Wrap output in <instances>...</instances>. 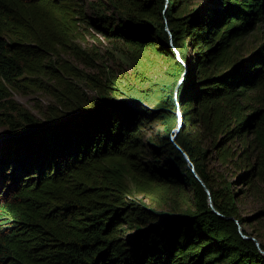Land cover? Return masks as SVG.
<instances>
[{
    "label": "trees",
    "instance_id": "obj_1",
    "mask_svg": "<svg viewBox=\"0 0 264 264\" xmlns=\"http://www.w3.org/2000/svg\"><path fill=\"white\" fill-rule=\"evenodd\" d=\"M91 5L94 17L80 0H0V264H264L233 188L264 201V39L239 46L264 0ZM83 23L133 50L131 68L102 77L64 58L88 61ZM33 90L56 101L42 117L14 96ZM178 107L193 170L169 136ZM154 120L165 132L145 148Z\"/></svg>",
    "mask_w": 264,
    "mask_h": 264
},
{
    "label": "rangeland",
    "instance_id": "obj_2",
    "mask_svg": "<svg viewBox=\"0 0 264 264\" xmlns=\"http://www.w3.org/2000/svg\"><path fill=\"white\" fill-rule=\"evenodd\" d=\"M91 1L95 0H80V2L84 5L85 11L88 13V15L94 17L96 13H98V7L91 5ZM168 1L169 0H166V4H168ZM199 1L204 3L206 0H192V4ZM111 10L112 7L108 10H105L104 12L110 13ZM98 11L102 12L101 9ZM79 31L81 35V46L88 53L85 55L88 61L85 62L83 60L76 59L67 52H62V56L71 60L75 65L78 66V68H81L83 71L89 72L92 75H98L102 77H104V73L108 72L109 70H117L119 73V70L121 69L131 68V56L133 54V50L128 48L124 43H122L121 40L107 38L93 25H87L85 23L79 27ZM262 39H264V19L255 27L253 31L245 35L240 40L239 46L241 47V53L245 55L249 48L258 44ZM71 79L73 82L77 83L79 89L85 92L88 97L99 93L98 90L92 87L89 80H87L88 78ZM14 96L18 101L21 102L22 105H24L38 117H42L41 110L47 109L49 105L56 104L55 99L51 95L39 90H33L27 93L15 91ZM176 121L178 122L177 111L176 120L174 121L173 125L176 123ZM175 126L176 124L174 127ZM174 127L172 128L173 130ZM4 132L5 129L0 127V136H2ZM164 132L165 130L157 120L147 123L139 130L141 140L144 142L145 148L148 147V144L146 143L148 137L162 135ZM229 177L235 179L233 175H229ZM233 186L240 215L249 217L250 221H253L252 223L246 225V228L249 231L261 229L260 232L264 234V212H258L264 209V201L262 200L261 196L254 192V190L248 189L247 184L244 181L235 180ZM136 197H141V195L138 194ZM144 200L148 201L147 198H144ZM184 207L185 206L182 208ZM158 211H161L159 216L164 217L169 213V211H171V208L167 205H162L161 207H158ZM121 233L123 235L124 231H121Z\"/></svg>",
    "mask_w": 264,
    "mask_h": 264
},
{
    "label": "water",
    "instance_id": "obj_3",
    "mask_svg": "<svg viewBox=\"0 0 264 264\" xmlns=\"http://www.w3.org/2000/svg\"><path fill=\"white\" fill-rule=\"evenodd\" d=\"M167 30H168V29H167ZM175 52H176V57H177L178 60H180L181 63L183 64V71H182L181 76H180V79H179V82H180V81L183 79V77L185 76V73H186L187 70H188V64H187V62H186L185 60H183V59L181 58V56H180V54H179V52H178L177 49H175ZM177 112H178V122L176 123V126L174 127V130H173V129L171 130V135H172V138H171V139L173 140L174 145H175V146L181 151V153L183 154V156L185 157V159L190 163V165H191V170H193L192 162L190 161V159H189L187 153L185 152V150H183V149L179 146V144H178V143L175 141V139H174L176 133L178 132V130H179L181 124H182V120H181V118H182V117H181V111H180L179 107H178V109H177ZM194 175H195L196 178L201 182V184L205 187L206 191L209 193L208 188L205 186L203 180L201 179V177L197 174V172H196L195 170H194ZM208 198H209V204L211 205L212 209H213L215 212L219 213V211H217V210L215 209V207L213 206V203H212L211 198H210L209 195H208ZM241 234L243 235V237L253 239L254 242H255V244L257 245L258 249L264 254V249L261 248V246H260V244H259V241H258L254 236H252V235H246V234H244L242 231H241Z\"/></svg>",
    "mask_w": 264,
    "mask_h": 264
}]
</instances>
